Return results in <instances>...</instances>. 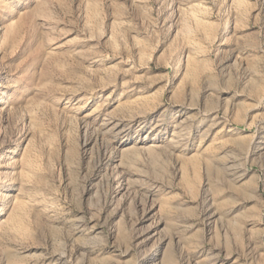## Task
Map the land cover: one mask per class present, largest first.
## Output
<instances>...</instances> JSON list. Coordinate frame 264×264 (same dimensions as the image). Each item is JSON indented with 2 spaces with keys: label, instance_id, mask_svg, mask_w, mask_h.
<instances>
[{
  "label": "rangeland",
  "instance_id": "1",
  "mask_svg": "<svg viewBox=\"0 0 264 264\" xmlns=\"http://www.w3.org/2000/svg\"><path fill=\"white\" fill-rule=\"evenodd\" d=\"M0 152V264H264V0H0Z\"/></svg>",
  "mask_w": 264,
  "mask_h": 264
},
{
  "label": "bare ground",
  "instance_id": "2",
  "mask_svg": "<svg viewBox=\"0 0 264 264\" xmlns=\"http://www.w3.org/2000/svg\"><path fill=\"white\" fill-rule=\"evenodd\" d=\"M13 148H16V147H13ZM1 154H2V153L0 152V157H1ZM15 160H16V159H15ZM15 162H16V161H15ZM20 162H21V161H20ZM16 163H17V162H16ZM18 164H19V163H18ZM15 165H16V164H15Z\"/></svg>",
  "mask_w": 264,
  "mask_h": 264
}]
</instances>
